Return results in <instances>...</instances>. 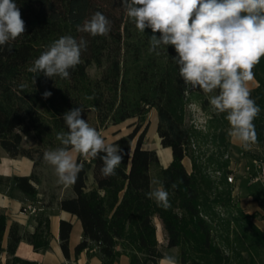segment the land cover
<instances>
[{
    "label": "trees",
    "instance_id": "trees-1",
    "mask_svg": "<svg viewBox=\"0 0 264 264\" xmlns=\"http://www.w3.org/2000/svg\"><path fill=\"white\" fill-rule=\"evenodd\" d=\"M26 31L15 41L0 46V147L10 157H27L33 161L34 172L29 176H14L8 180L25 195L34 198L37 194L32 181H37V169L46 164L45 151L61 147V143H37L25 146L23 140L41 126L39 104L43 93L67 83L65 91H78L70 96V109L92 108L98 126L111 120L122 122L131 117L142 118L148 108L157 111L156 133L162 147H169L172 161L161 169V183L169 192L171 207L167 210L157 206L146 195L152 190L150 167L159 162L156 152L143 148L147 125L139 121L126 134L114 140L124 154L116 175L101 176L103 166L99 158H87L78 154L77 162L83 164L72 194L59 200L58 206L75 215L81 222L83 239L75 246L74 254L83 251L89 242L99 246L100 264H112L121 254L129 257V264H158L164 253L159 249L154 217L161 223L167 240V248H179L178 264H226L228 256L213 241L208 212L200 204L198 172L193 163V172L188 173L183 159L188 154L190 132L183 124L180 112L183 109L189 85L179 75V66L172 59L177 54L173 46L161 48L160 55L150 53L147 38L132 30L135 24L126 16L121 0H14ZM101 12L111 21L108 36L93 37L78 32L82 24L95 12ZM149 30V29H148ZM81 37L87 50L81 54V63L69 69L70 77H45L43 73H31L32 66L48 46L61 36ZM95 65L98 76L88 78L87 69ZM257 86L250 89L251 98L261 112L254 120L257 142L253 146L264 148V57L253 68ZM35 79V80H34ZM23 86V87H21ZM197 94H204L194 88ZM218 94V90L213 92ZM68 94V93H67ZM227 113L212 117L230 125ZM63 115L54 117L57 128L67 126ZM100 155H103L102 153ZM92 174V186L87 185L88 173ZM173 183L176 188H173ZM176 208L181 213L176 212ZM189 225V226H188ZM253 242L264 251V231L252 225ZM72 224L59 222V245L65 258L70 257L69 235ZM6 216L0 213V264H37L15 255L18 243L25 240L34 251L49 247V219L37 218L32 233L20 234L19 226L13 223L8 231L7 244L3 246ZM196 252L201 257H195ZM6 254L5 261L1 260ZM203 256V257H202Z\"/></svg>",
    "mask_w": 264,
    "mask_h": 264
},
{
    "label": "clouds",
    "instance_id": "clouds-1",
    "mask_svg": "<svg viewBox=\"0 0 264 264\" xmlns=\"http://www.w3.org/2000/svg\"><path fill=\"white\" fill-rule=\"evenodd\" d=\"M121 6L139 32L151 29L150 53L159 56V49L174 47L177 55L172 59L185 85L206 94L218 90L209 97V103L217 115L227 113V135L232 142L245 149L256 143L254 120L261 109L251 98L249 83L254 79V66L264 57V0H121ZM76 30L106 37L111 21L97 11ZM25 31L14 0H0V46L15 41ZM87 43L82 37L77 40L71 35L61 36L34 60L28 71L67 79L69 69L81 63ZM42 95L48 99L52 93L45 91ZM82 113V107H77L63 114L68 131L56 134L62 146L43 154L44 161L54 166L58 183L64 186L74 185L83 170L76 154L85 159L99 156L104 178L115 176L124 159L123 150L107 143L82 118ZM151 183L157 186L146 193L147 197L165 210L170 208L169 192L159 180ZM172 187L176 188V184ZM158 264H178V260L174 255H165Z\"/></svg>",
    "mask_w": 264,
    "mask_h": 264
},
{
    "label": "rangeland",
    "instance_id": "rangeland-1",
    "mask_svg": "<svg viewBox=\"0 0 264 264\" xmlns=\"http://www.w3.org/2000/svg\"><path fill=\"white\" fill-rule=\"evenodd\" d=\"M136 35L138 30H132ZM141 35L150 41L151 29H146ZM159 36V33H156ZM88 78L93 79L99 74L95 65L87 69ZM67 83H62L51 89L52 95L48 99H43L39 104L41 116V126L30 137H25V146H36L37 143H59L56 139L58 132H67L65 128H57L54 124V117L63 115L66 109H70L68 103L71 102L70 96L78 95V91H65ZM68 93V94H67ZM210 94H197L194 88L189 86L186 100L180 116L183 124L190 132V143L185 164L189 173H192L193 163L196 164L198 172L200 204L203 212H208L206 220L210 224L213 234V241L228 256L226 264H264V251L253 242L252 225L259 227L262 216L258 211H252L242 202L239 190L236 189L238 178L241 174L232 168L235 166L243 167L248 164L249 158L239 155V151L231 146V139L227 135L223 122L218 118H213L215 112L210 106ZM82 118L95 128L106 141L113 139L117 133H128L139 121L142 125H147V132L144 137L143 147L158 152V135L156 133L157 111L155 108H148L142 118L131 117L119 123L106 121L98 126L96 113L92 108L83 109ZM245 154V153H244ZM159 157V156H158ZM160 162L150 167L151 181L157 179L161 182ZM234 174V182L229 183L226 179L227 174ZM152 190L157 186L151 183ZM246 187L245 183H242ZM176 212L181 210L176 208ZM1 213V212H0ZM156 237L159 249L164 255H174L178 258L179 248H167V240L162 234V226L159 219L155 220ZM189 226V225H188ZM195 257H201L196 252H191ZM203 257V256H202ZM6 254L2 253L1 260L4 262Z\"/></svg>",
    "mask_w": 264,
    "mask_h": 264
},
{
    "label": "crops",
    "instance_id": "crops-1",
    "mask_svg": "<svg viewBox=\"0 0 264 264\" xmlns=\"http://www.w3.org/2000/svg\"><path fill=\"white\" fill-rule=\"evenodd\" d=\"M256 86L257 82L253 79L249 83V88L252 89ZM114 132H116L117 135L113 139L106 141L107 143H111L118 137L127 134H120L118 129H115ZM231 146L235 150L243 148L239 143H233L232 140ZM156 150L158 152V159L161 167H167L172 161L171 149L169 147H162L159 137ZM262 152H264V148L251 145L248 149L243 148V150H240L238 154L246 156L245 160L249 158L250 161L251 158ZM77 156L78 154H76V158ZM185 159L186 156L182 162L185 168H187ZM245 165L243 167H239V165L234 167L232 164V168L241 174V177L238 178L236 189L239 190L242 202L248 209L258 211L264 216V185L260 182L253 183L249 181L248 175L244 170ZM34 170L33 161L31 159L27 157H10L0 147V212L4 213L6 216V230L3 236V246L5 247L7 244L8 231L13 223L19 226L20 234L23 235L24 233H32L37 225V218L45 216L49 219V247L46 250L37 252L33 250L31 244L25 240H21L15 251L16 256L34 261L37 264H100L102 262V256L99 251V246L94 242H89V245L78 255L74 254L75 246L83 239V229L80 220L75 215L61 210L58 206L59 200L66 196H70L72 191L71 186H64L58 183V177L54 166L46 163L37 169L38 179L35 182H31L37 191L34 198L25 195L8 180L14 176H29ZM187 172L189 173L188 170ZM242 183H245L246 187H243ZM87 185L92 186V174L90 171L88 173ZM28 206L35 210L33 212L30 211ZM157 219V217H154V223ZM60 220H67L72 224L69 235V258L64 257L59 245ZM259 222V227L264 231V217H262V220ZM162 234L164 240L163 231ZM129 263V257L125 254H121L112 264Z\"/></svg>",
    "mask_w": 264,
    "mask_h": 264
},
{
    "label": "built area",
    "instance_id": "built-area-1",
    "mask_svg": "<svg viewBox=\"0 0 264 264\" xmlns=\"http://www.w3.org/2000/svg\"><path fill=\"white\" fill-rule=\"evenodd\" d=\"M244 170L247 173L250 182H260L264 185V152L251 158L250 162L245 165ZM226 179L229 183L234 182V174H227ZM28 208H30V211L32 212L35 210L29 206Z\"/></svg>",
    "mask_w": 264,
    "mask_h": 264
}]
</instances>
